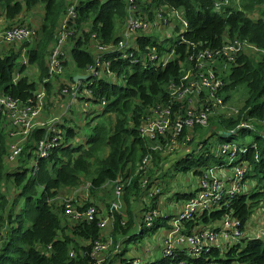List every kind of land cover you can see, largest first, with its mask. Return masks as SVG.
<instances>
[{
    "label": "trees",
    "instance_id": "trees-1",
    "mask_svg": "<svg viewBox=\"0 0 264 264\" xmlns=\"http://www.w3.org/2000/svg\"><path fill=\"white\" fill-rule=\"evenodd\" d=\"M238 1L230 0L228 6L218 8V0H137V12L151 23L156 19L158 10L184 11L191 30L187 35L188 43L176 48L180 57L166 65L157 63L131 67L128 61L117 62L112 55L107 57L112 61L111 74L117 75V80L126 77L122 83H112L110 79H114L107 73L106 78L101 80L76 83L75 75L67 71L73 68L76 75L82 74L94 64L93 34L101 37L105 45L118 43L117 27L123 30L128 17L126 3L120 0H0L3 17L13 21L12 25L16 24V20L32 14L35 8L43 9L39 28L34 30L30 25L32 35L26 42L16 43L21 45L19 49L14 44L8 51L0 50V96L3 101L31 106L36 102V92L44 89L49 95L54 84L49 81V66L54 52L58 50L64 53L67 71L63 80L67 81L62 87H54L55 91L60 90V96L69 98L72 97V88L78 87V104H91V109L84 111L85 118L96 115L100 120L92 129L93 133L80 145L75 142L81 131L70 125L74 121L72 117L69 121L65 120L62 126L66 133L64 143L52 149L47 159H38L40 171L34 175L26 166L32 161L36 143L45 137V131L34 130L25 143L24 159L20 163L22 171L6 173L4 159L9 140L6 133L8 113L0 114V229L4 232L0 264H95L93 244L98 240H107L98 221L70 222L64 217V206L57 198L65 196L68 189H78L87 183H91L90 194L94 196L109 181L122 175L127 178L136 174L124 197L127 220L126 215L112 213L114 222L110 238L114 247L118 248L114 252L116 255L104 258L102 264H138L136 258L126 257L128 249L124 245L134 242L138 247L140 240L148 235L154 236L164 228L165 235L158 237L156 247L162 246L163 257L157 258L156 248L150 252L146 250L145 257L140 258L141 264H208L213 260L219 264H264L263 238L248 239L245 233L256 209L264 206V53L254 55L259 49L264 51V10H261L262 18L252 17L257 7L264 6V0H243L241 4ZM71 10L76 15L74 19L68 18ZM12 25L6 29L15 27ZM64 31L70 36L61 48L58 46ZM138 36L141 50L136 52V57L151 54L154 49L163 53L160 40L156 37L147 34ZM235 42L242 46L237 47L239 52L233 55L235 62L226 70L224 79L227 86L222 89V94L229 99L239 87L246 86L245 101L234 102L233 107L238 113L211 118L207 128H195L191 133L194 142L190 145L189 154L178 153L170 157L160 152L153 153L155 168L149 169L147 176L153 185L162 188V192L147 202V192L141 187L143 177L137 172L142 160L152 153L153 142L143 139L139 131L147 113L158 103H170L169 90L166 89L172 82H179L186 73L182 63L190 62L184 61L204 49L219 51L227 43ZM223 58L229 60L228 57ZM31 66L37 67L35 70L39 73L34 81L27 74ZM86 84L91 96L83 92ZM66 87L71 90L67 95L62 92ZM48 102L52 109L55 101ZM65 106L67 109L68 104ZM2 107L9 111L6 103H2ZM48 112L45 111L46 114ZM112 115H115L114 123ZM243 123L248 127L242 128ZM218 128L228 133H221L222 137L211 142L212 133ZM210 129L212 131L209 132ZM253 132L254 139L243 148L232 142L237 134L245 137ZM225 146L229 148L226 153L223 152ZM243 149L247 151L241 152ZM235 150L236 159L231 161ZM241 163L246 167L243 185L246 186L254 178L257 182L254 190L235 198L229 210L215 206L212 211L199 212L192 220L185 221L179 231V234L190 235L206 228H220L226 215L231 214L242 222L241 229L244 231L234 243L221 239L218 247L199 259L191 258L187 250L176 245L173 247L176 257L165 256V241L175 230L169 223L173 216L157 217L149 228L142 223L141 232L136 233L139 230L137 222L142 220L144 213L159 208V200L168 192L163 182L166 176L193 172L200 177L202 170L209 168L218 176H230L235 166ZM9 180L17 192L13 199L3 191ZM6 188L9 189L8 186ZM196 190L177 197L183 202L188 201ZM91 201L96 204L92 198ZM97 207L100 212L108 208L104 204ZM164 214L173 215L169 208ZM123 222H127L126 225ZM122 237L124 241L119 245V238Z\"/></svg>",
    "mask_w": 264,
    "mask_h": 264
},
{
    "label": "built area",
    "instance_id": "built-area-1",
    "mask_svg": "<svg viewBox=\"0 0 264 264\" xmlns=\"http://www.w3.org/2000/svg\"><path fill=\"white\" fill-rule=\"evenodd\" d=\"M126 3L128 17L125 20L122 32L119 34L118 43L115 45H105L101 37L97 34L92 35V50L95 51L94 64L90 66L82 76L89 77L90 83L93 80H101L106 78L105 73L113 77L110 79L112 83H118L117 75L111 74L112 61L108 56H115V61H128L131 65H144L147 67L150 64L162 63L166 65L170 59L179 56L176 55V46L172 51V55L161 57L156 49L151 54L136 57L137 53L141 50L138 45V34L149 35L150 31L155 27L163 30L164 34L160 35L157 39L160 42H167L172 38L180 40V44H186V35L190 32V24L185 19V13L179 9H163L155 13L156 21L151 23L144 20L139 14L137 0H120ZM228 0H218L216 7L220 8L225 6ZM228 6V5H226ZM74 10H71L68 18H75ZM66 24L63 28L66 29ZM32 35L29 27L15 26L2 31L0 40L4 44H16L26 42ZM70 34L65 32L59 42L58 47H64ZM227 43L222 50L214 51L211 49H204L200 51L195 57L189 58L184 62L194 64L193 68L186 71L179 82H172L169 90L168 105L160 103L161 105H154L146 115L143 125L139 131L144 139L154 141V145L150 148L153 152H160L164 156H176L178 153L189 154L191 146L194 142V133L197 127H208L211 118L222 115L232 116L238 111L231 106V101L224 98L222 89L227 86L225 73L231 63L234 61V56L242 44L235 42L234 44ZM169 49V48H168ZM62 50V49H61ZM263 52L262 49L258 50ZM64 53L56 50L53 59L50 62L49 74L51 79L61 77L65 79V66ZM223 57H228L229 60ZM224 60H226L224 62ZM215 62V68L212 65ZM72 69V68H71ZM70 70V69H69ZM68 70V71H69ZM67 71V72H68ZM120 79H126L120 78ZM89 82V81H88ZM73 86V85H71ZM79 88L74 86L72 88V97L67 106L68 108L78 103ZM63 94H69L71 90L65 88ZM84 93L91 96L86 84ZM60 96V90L58 91ZM171 97V99H170ZM46 98V91L43 89L36 93V102L33 106H25L22 110L19 103L5 102L0 100V103H6V108L11 111L18 123H25V119L30 116L36 118L43 110V103ZM84 108H90L88 102L82 103ZM104 104V103H103ZM64 113V114H65ZM24 117V119H23ZM60 118L53 121L51 126L60 123ZM241 127H248V124H242ZM62 137L59 135L53 139L52 148L60 145ZM49 146H42L39 152L40 159H46L49 154L47 153ZM202 148V147H200ZM228 146H225L223 152L226 153ZM246 152V149L240 150ZM149 153L139 165V171L146 173L149 169H154V155ZM22 150L19 146L12 145V153L9 160L14 162L18 159ZM236 150L233 152L231 161L235 160ZM37 166V162H35ZM246 167L243 163L236 165L233 169V174L230 176L214 173L212 168L203 170L199 178L197 191H193V198L188 201H182L179 206V212L176 218H172L175 230L172 231L168 239L165 241L166 247L164 248V255L168 257H176L175 245L180 246L187 250L188 255L193 259H199L205 253H208L212 248L219 246V241L224 239L234 243L235 240L242 236V222L231 216H226L220 228H206L202 231H196L193 234H179L180 226L185 221H190L196 214L203 211H212L215 206L220 209H230L233 201L239 195L244 194V173ZM116 185L115 199L112 201L110 213L100 212L98 207L89 202H81L74 197H60V201L64 206V216L73 223L81 222H94L98 221L99 228L105 232L109 226L114 222V212H120L123 208L124 196V182L122 179L114 181ZM150 183L149 179L143 181V187L147 188ZM199 187V188H198ZM161 190L153 187L149 191V197H154L159 194ZM166 211H164L165 213ZM158 210H151L144 216V222L148 227H151L155 218H168ZM3 239V232L0 230V243ZM231 243V244H232ZM112 239L98 240L93 244V258L95 264H102L104 262V255L109 251L112 246ZM138 261V260H137Z\"/></svg>",
    "mask_w": 264,
    "mask_h": 264
},
{
    "label": "rangeland",
    "instance_id": "rangeland-1",
    "mask_svg": "<svg viewBox=\"0 0 264 264\" xmlns=\"http://www.w3.org/2000/svg\"><path fill=\"white\" fill-rule=\"evenodd\" d=\"M74 1L75 0H73V2ZM76 1H78V0H76ZM229 3H230V0H228V3L226 5H229ZM241 3H243V0L238 1V4H241ZM261 10H264V6L257 7V10L254 11L255 14H253L252 17L254 19H256L259 16H261ZM41 12H43L42 7H37L34 10H32V14L28 15L25 19L23 17V19H21L20 22L14 24L12 26H19L20 25L23 27L24 26L30 27V25H33L32 28H34V30H37L39 28V25H40L39 21L41 19ZM1 17L4 18L3 14H2V9L0 7V18ZM156 20L157 19H155L152 23L157 22ZM7 27L8 26H5L4 29H6ZM121 32H122V28H120L118 26L117 30H116V34H120ZM162 34H164L163 30L157 29L155 27L149 33L150 36H153L156 38H158ZM227 40H228V38H227ZM11 45L14 46V44H9V46H7L6 44H4L3 42L0 41V50L3 49V51H8L9 47L11 48ZM20 47H21V45H17V44L15 45L16 49H19ZM169 47H170V44H164L165 51L163 52V54L167 53L166 51L168 50ZM259 52H261V51H259ZM261 53H263V52H261ZM254 55L259 56V53H255ZM172 59H173V57L170 60H172ZM24 60H25V58H24ZM224 62H225V60H224ZM214 64H215V62L212 64L215 68ZM182 67L184 68V71H188L189 69L193 68L191 63H182ZM36 68L37 67H35V66H31V67H28V70H27V74L29 75V77L33 81L35 78H38V74H39L38 71L35 70ZM131 72H132V70L130 69V73ZM16 74H17V72H16ZM49 81L53 82L54 84L52 86L50 94L48 95L46 93L47 94L46 99L50 100V101L54 100L55 106L44 116V119L46 121H50L53 118V116L55 115L57 110H59L60 106L63 105V102H64L63 101L64 97H59L58 92L55 91V88L57 89L58 87L63 86L64 80L63 79L59 80L58 78H54V80L51 79ZM49 81H47V82H49ZM122 82H123L122 79L118 80V83H122ZM166 90H170V86L167 87ZM232 94H233V96H231L229 99L226 98V101L230 100L231 103L233 102V104H234V102L243 103L247 97V88H246V86H241ZM0 97H2V96H0ZM170 99H171V97H170ZM158 105H161V104L158 103ZM65 109H66L65 107H62L60 112L57 113V115L62 114L65 111ZM84 111H86V110H84L83 104L77 103V104L72 105L71 110L67 111L66 116L63 118V120L66 119L67 121H69L72 117L74 121L72 123H70V125L72 127H74L77 131H81L80 135H78V138H80L79 142L76 145L82 144L84 139L93 133L92 129L100 121L99 118H96V115H90L89 119L85 118ZM111 118H112L113 123H114L115 115H112ZM14 128L18 129L19 127L17 125H14ZM14 128H7L6 129V133L8 135V139H9L7 141V144L12 143L13 145L21 146L24 144V138L22 135H20L18 138H14L13 136H11V134L14 132ZM210 131H212V129H210L209 132ZM221 133H228V132L224 131L223 129L218 128L217 130H215L212 133L213 135L211 138V142H215L219 137H222ZM254 136H255V132H253L250 135H247L245 137H242L241 135L237 134L234 137V140L232 142L234 144L241 145V147L243 148L245 145H248L249 143L252 142V140L254 139ZM141 137L143 138V136H141ZM17 166L18 165L16 163L8 165L7 160H5V168L7 170L8 169L15 170ZM148 173H149V171L147 172V175H148ZM163 182L165 183V186L168 187V192L165 193V196H170L172 198L173 196H176L179 194L188 193L189 190H194L198 181H197V176L193 172H190L187 174H178L175 176L168 175L163 179ZM256 184H257L256 179L252 178L250 182L246 183V186L244 188V192L246 194L250 193L252 190H254ZM7 186L9 187V189L6 188ZM3 189H4L3 191H6V193L9 194L12 199L16 198L17 192H16L15 187L13 186V184L11 183L10 180H9V183H6V185L3 186ZM67 191L68 192L65 193L66 195L62 196V197H68L69 196V197H75L76 199H78L79 197H82L83 195H90L91 198L98 205L104 204L105 208L108 207L109 209H110V206H108V205H110V202L115 199L114 186L113 187L110 186L107 189L97 191L94 196L92 194H89L88 185H86V184H83L78 189H68ZM123 203L125 206L124 200H123ZM168 206L169 205H164V209L168 208ZM157 207H159V206L157 205ZM256 210L257 211L254 213V215L252 216V218L248 221V223L246 225V229H245L246 236H247L246 238L253 239V238L259 237V238H263V240H264V206H262L260 209H256ZM124 214L126 215L125 219L127 220L126 212ZM112 231H113V223L109 226L108 231L105 232V234L107 235L106 236L107 239H110ZM164 232H165V228L159 230L158 233L155 234L154 236H149V235L146 236L143 240H140V244H139L140 246H138V247L135 245L137 243H134V242L126 243L124 245V247L126 249H128V252L126 253V257L128 259H130L131 256L135 255L137 257L144 258L146 255L145 251L147 250L148 244L155 245L157 243L158 237L160 235H163ZM133 233H135V230L133 231ZM136 233H137V230H136ZM120 239L121 238H119V240ZM159 245H160V243H159ZM117 249H118L117 246L115 248L114 244H112L109 251L104 255V257L109 258L113 255H116V254H114V252ZM155 253H156L157 258L161 259L163 257L162 246H161V248H159V247L156 248ZM116 264H118V263H116ZM208 264H219V263L216 262V260H213L212 262H210Z\"/></svg>",
    "mask_w": 264,
    "mask_h": 264
},
{
    "label": "clouds",
    "instance_id": "clouds-1",
    "mask_svg": "<svg viewBox=\"0 0 264 264\" xmlns=\"http://www.w3.org/2000/svg\"><path fill=\"white\" fill-rule=\"evenodd\" d=\"M262 9V8H261ZM258 18H262V16H259ZM191 30V29H190ZM189 34V33H188ZM187 34V35H188ZM187 35H186V40H187ZM157 39V38H156ZM157 40H159V39H157ZM160 44L162 45V48H163V52L165 51V49H164V44H170V47H169V49L166 51L167 53L166 54H163V53H159L160 55H161V57H165V55L167 56V57H169L170 55H172V51L174 50V46H176L177 45V47L179 46V45H182V44H180V40H177V38H172L171 40H169V41H167V42H160ZM176 47V48H177ZM176 50V49H175ZM158 51V50H157ZM256 53H258V52H256ZM259 54H261V52L259 53ZM176 55L177 56H179L180 57V55L179 54H177V50H176ZM142 57V56H141ZM173 57V56H172ZM178 57V58H179ZM175 58L176 57H173V59L172 60H170L169 62H172V61H174L175 60ZM177 58V59H178ZM168 62V63H169ZM167 63V64H168ZM129 65L131 66V67H136V66H139V65H136V66H133V65H131L130 63H129ZM68 73H72V74H74L75 75V77L76 76H82L81 74H78V75H76V73L74 72V70H73V68L72 69H70L69 71H68ZM75 77H74V81H75ZM82 77H85V76H82ZM52 80H54V79H52ZM83 80H86L85 78L83 79ZM66 81L67 80H64L63 81V84H65L66 83ZM81 80H79V81H75L76 83H78V82H80ZM39 92V91H38ZM38 92H36V93H38ZM36 93H35V96H36ZM47 93V92H46ZM46 98H47V94H46ZM45 98V100H44V103H43V110L41 111V113L40 114H38V116L36 117V118H31L30 116H28L26 119H25V123H24V121H23V123H18L17 121H16V119H15V117L13 116V114L11 113V111H8V112H6L4 109H3V107H2V103H0V114H3V115H5L6 113H8V125H9V127L8 128H14V125H17L19 128L18 129H15L14 128V132L11 134V136H13L14 138H18L20 135H22L23 136V138H24V144L23 145H21V146H19L20 148H21V150H22V153L20 154V156L18 157V159L16 160V161H14V162H11L10 160H9V156H10V154L12 153V143L10 144V143H8L7 144V155H6V157H5V159H4V165H5V160H7V163H8V165L9 164H17L18 166L16 167V169L15 170H10V169H6V173H15V172H17V171H22L21 170V167L22 166H20V163H21V161H22V159H24V156H23V149H24V145H25V143L29 140V138L31 137V134L33 133V131L34 130H37V129H40V130H44L45 131V137L43 138V139H41L38 143H36V146H35V150H34V152H33V158H32V161L30 162V164L29 165H27L26 166V168L28 169V170H30V172L31 173H33L34 175H37L38 173H39V171H40V168H39V163H38V159H40L39 158V152H40V149H41V147L42 146H49V148H48V150H47V153L48 154H50V152H51V150L52 149H54V148H56V147H54V148H52L50 145L52 144V141H53V139L54 138H56L57 136H61L62 137V141L60 142V145H62L63 143H64V136H65V132L63 131V129H62V126L64 125V123H65V120H63V118L66 116V114H67V111H66V113H65V111L62 113V114H60V115H57V113H58V111L59 110H57V112L55 113V115L53 116V118L50 120V121H46L45 119H44V117H43V115H46V113H45V111H50L51 110V107H50V105H49V102L48 101H50V100H47ZM54 98V97H53ZM52 98V99H53ZM59 98V97H58ZM4 98L3 97H0V100H3ZM66 98H63V101L65 100ZM52 101H54V100H52ZM65 102V101H64ZM20 104V103H19ZM67 104H69V102H65V104H63V107H65L66 108V106L65 105H67ZM35 105V104H34ZM20 106H21V108H22V110H24V108H25V106H27V105H22V104H20ZM31 106H33V105H31ZM90 108H91V104H90ZM90 108H84L85 110H89ZM47 109V110H46ZM66 110V109H65ZM99 111H101V110H99ZM65 113V114H64ZM57 118H60V120H61V122L60 123H57L56 125H54V126H51L52 125V123H53V121L54 120H56ZM23 119H24V117H23ZM243 124H246V123H243ZM210 125V124H209ZM208 125V126H209ZM7 128V127H6ZM205 128H207V127H205ZM242 128H247V127H242ZM79 132V131H78ZM89 137V136H88ZM87 138V137H86ZM86 138L84 139V141H83V143L85 142V140H86ZM79 139L80 138H77V140H76V144L79 142ZM147 140V139H146ZM149 141H151V140H149ZM153 142V145H154V141H152ZM80 145V144H79ZM58 147V146H57ZM151 150V149H150ZM152 151V150H151ZM153 152V151H152ZM153 153H155V152H153ZM49 157V156H48ZM47 157V158H48ZM34 158H37V159H35L34 160ZM46 158V159H47ZM258 160V159H257ZM35 162H37V166L35 165ZM8 167V166H7ZM152 170V169H151ZM138 173H139V175L140 176H142L143 177V179H142V183H141V187H142V189L143 190H145L146 192H147V195H146V201L147 202H150L151 201V199L152 198H154V197H156V196H158V195H160L161 194V192H162V190H161V187L160 186H157V185H153L152 184V181L150 180V178L147 176V174L146 173H144V172H141V171H139V167H138V171H137ZM202 172H203V170H202ZM142 173H144V174H142ZM136 175H138V174H136ZM136 175H133V176H130V177H127V178H125L123 175L122 176H120V177H118L117 179H122L123 180V182H124V195H125V192H126V189L132 184V181H133V179H134V177L136 176ZM199 178L200 177H197V181L199 182ZM116 179V180H117ZM145 179H149L150 180V183H149V185H148V187L147 188H144L143 187V181L145 180ZM116 180H114V181H116ZM114 181H109L108 183H106V185L102 188V190H104V189H107V188H109L110 186L111 187H113L114 186V192H115V189H116V185H115V183H114ZM198 182H197V186H198ZM86 185H88V191H89V194H90V189L92 188V185H91V183H87ZM197 186H196V188L195 189H197ZM153 187H157V188H159L160 190H161V192L159 193V194H157V195H155L154 197H149V191H150V189L151 188H153ZM243 187L245 188V185H243ZM197 191V190H196ZM189 193V192H188ZM244 194H246V193H244ZM244 194H241V195H244ZM124 197L125 196H123V199H122V201L124 200ZM163 197V196H162ZM162 197H161V199H162ZM176 197H177V195H176ZM75 198V197H74ZM178 198V197H177ZM60 199V197L59 198H57V200L58 201H60L59 200ZM76 199V198H75ZM78 201H81V202H89L90 204H94L92 201H91V196L90 195H83L82 197H79L78 199H77ZM103 200V199H102ZM182 201V200H181ZM48 202L49 203H51L52 202V200H48ZM60 203H61V201H60ZM62 204V203H61ZM97 204V203H96ZM96 204H94V205H96ZM111 204H112V201L110 202V208H111ZM98 205V204H97ZM96 205V206H97ZM166 209L167 208H165V209H160V208H157V209H151V210H158V211H160L161 213H164V211H166ZM151 210H149V211H151ZM227 210H229V209H227ZM105 212H108V213H110V209L109 208H106L105 210H104ZM148 211V212H149ZM126 212V207L124 206V203H123V208H122V210L120 211V212H114V213H119L120 215H122V216H125V213ZM148 212H146V213H144V215L142 216V220L141 221H139V222H137V225H139V230H138V232H137V234H139L140 232H141V230H140V226H141V224L143 223L144 225H145V227H147V228H149L146 224H145V222H144V216L148 213ZM178 214V213H177ZM229 216H231V217H233L231 214H228ZM228 215H226V216H228ZM176 216L177 215H175V216H173L174 218H176ZM65 217V216H64ZM233 218H235V217H233ZM126 223L127 222H123V225H126ZM169 223H171L172 225H173V227H174V223L172 222V220H170L169 221ZM183 225V224H182ZM152 226V225H151ZM242 228V227H241ZM109 229V228H108ZM0 230H2V229H0ZM108 230H106L105 232H107ZM241 231H242V233H244V231L241 229ZM2 232H3V230H2ZM105 232H103V234H104V236L106 237L107 235L105 234ZM3 236H4V232H3ZM120 243H119V245H121V243L124 241V237H122L120 240ZM3 243V239H2V242L0 243V245ZM131 258H136L137 260V263L138 264H141V261H140V257H137V256H135V255H133V256H131ZM119 264H121V262L119 263Z\"/></svg>",
    "mask_w": 264,
    "mask_h": 264
},
{
    "label": "crops",
    "instance_id": "crops-1",
    "mask_svg": "<svg viewBox=\"0 0 264 264\" xmlns=\"http://www.w3.org/2000/svg\"><path fill=\"white\" fill-rule=\"evenodd\" d=\"M20 20L21 19H18L14 23H18V22H20ZM12 24H13V21H8L7 19L1 17L0 18V34L2 33L5 26H9ZM70 46H71V44H69V48H70ZM66 100H68V102H70V98H66ZM234 105L235 104H233V102H232L231 106H234ZM44 116L45 115H43V117ZM181 202H182L181 199H178L176 196H173L171 198L170 196L163 195L162 199L159 200V208L164 209V205H169L168 208L170 209V211L173 214L171 216H175L179 212V206L181 205ZM168 208L166 209V211H168ZM164 235H165V233H163V236ZM157 241H158V239H157ZM156 247H157V243L155 245L148 244L147 251L150 252L151 250H154Z\"/></svg>",
    "mask_w": 264,
    "mask_h": 264
},
{
    "label": "water",
    "instance_id": "water-1",
    "mask_svg": "<svg viewBox=\"0 0 264 264\" xmlns=\"http://www.w3.org/2000/svg\"><path fill=\"white\" fill-rule=\"evenodd\" d=\"M84 78H85L86 80H89V79H90L89 77L76 76V77H75V81L83 80Z\"/></svg>",
    "mask_w": 264,
    "mask_h": 264
},
{
    "label": "bare ground",
    "instance_id": "bare-ground-1",
    "mask_svg": "<svg viewBox=\"0 0 264 264\" xmlns=\"http://www.w3.org/2000/svg\"><path fill=\"white\" fill-rule=\"evenodd\" d=\"M253 50H254V49H253ZM249 52H250V51H249ZM238 56H239V55H238ZM241 56H242V55H241ZM239 60H240V59H238V61H239ZM237 67H238V66H237ZM221 118H222V117H221ZM221 118H220V119H221ZM202 128H203V127H202ZM229 161H230V160H229ZM223 167H225V166H223Z\"/></svg>",
    "mask_w": 264,
    "mask_h": 264
}]
</instances>
